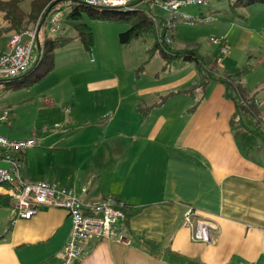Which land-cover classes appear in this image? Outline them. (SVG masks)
<instances>
[{
  "label": "crops",
  "instance_id": "1",
  "mask_svg": "<svg viewBox=\"0 0 264 264\" xmlns=\"http://www.w3.org/2000/svg\"><path fill=\"white\" fill-rule=\"evenodd\" d=\"M256 12V23L249 15L223 22L229 53L221 64L220 52L208 63L219 74L241 70L255 53L252 44L264 48V5ZM243 81L254 94L264 75L253 86L245 74ZM162 91L140 98L147 104L140 107L91 83L79 101L56 102H66L64 127L47 130L23 154L24 180L55 182L88 203L113 195L128 206V227L123 221L108 238L88 240L75 264H264V160L240 141L253 130L237 123L235 103L219 81L160 102ZM190 206L195 223L217 227L212 241L193 238L185 221ZM12 207L0 206V264H60L72 229L67 211L41 207L30 219L14 220Z\"/></svg>",
  "mask_w": 264,
  "mask_h": 264
},
{
  "label": "rangeland",
  "instance_id": "2",
  "mask_svg": "<svg viewBox=\"0 0 264 264\" xmlns=\"http://www.w3.org/2000/svg\"><path fill=\"white\" fill-rule=\"evenodd\" d=\"M147 1L151 2L150 7L147 3H144L143 7L151 8L157 23L166 22L169 19L171 13L160 4L164 0ZM232 1L212 0L210 8L199 5L183 7L181 11L195 17L203 14L209 20L196 22L193 25L179 23L171 28L169 32L173 46L176 48L197 47L206 58V62L211 63L221 49V45L214 44L212 38L225 35L222 25L227 20L226 18H236L242 21L240 16L249 15L247 20L252 23L260 19L257 17L260 15L256 12V7L264 4L239 5L236 10H233L230 6ZM32 2L33 0L22 1L21 6L25 12H30ZM45 10L29 29L35 27L42 14L48 11ZM84 18L93 30L92 48L89 50L79 38H74L55 50L54 68L40 81L30 86H10L2 91L0 104L8 111V120L0 122V133H8L6 136L11 139L23 133L39 138L47 130L63 129L66 102L62 105H55V103L66 97L79 101L82 96L86 95V89L91 83L102 86L105 89L104 95L108 98H115V100L134 98L140 107H146L147 104L139 99L155 95L153 92L156 90L162 89V94L171 91L169 89L173 86H179V89L184 90L183 88L193 87V82L200 83L203 80L193 62L178 61L170 68L164 69L163 56L159 52L153 55L147 52L156 40L154 34L142 35L129 44H123L120 42L119 34L129 28L128 22L92 18L88 12H84ZM10 26V23L0 14V52L5 49L10 39L9 36L16 33L9 29ZM62 27L63 23L59 30H62ZM42 31L40 38L47 34L43 27ZM61 33L77 36L76 29L71 25H66ZM252 47L255 51L254 55L247 56V61L240 67L244 69L243 75L249 76L250 86L256 84L258 78L264 75V48L259 42L252 44ZM37 54L38 49L35 48L32 62L36 60ZM219 70L222 73L229 72V70L223 71L220 68ZM263 88L264 84L262 89L256 90V96L261 99V106L264 107ZM237 123L253 130L254 135L240 134L244 149L248 150L251 147L252 154L256 155L259 160H264V115L256 117L251 112L243 111ZM74 126L69 125V129ZM247 142L248 147L245 145ZM0 193L5 195L3 190H0Z\"/></svg>",
  "mask_w": 264,
  "mask_h": 264
},
{
  "label": "built area",
  "instance_id": "3",
  "mask_svg": "<svg viewBox=\"0 0 264 264\" xmlns=\"http://www.w3.org/2000/svg\"><path fill=\"white\" fill-rule=\"evenodd\" d=\"M136 0H62L41 16L33 29L12 35L0 55V93L7 89L8 82L23 75L30 67L35 46L39 43L42 27L56 34L63 23L64 15L75 2L104 8H129ZM212 0H164L160 4L171 14L165 22L166 40L171 41L170 29L179 23L195 24L207 21L205 16H192L181 11L183 7L199 5L209 7ZM61 4V5H60ZM44 34V33H43ZM212 42L221 45V64L223 56L229 53L226 35L212 38ZM8 120V111L0 105V122ZM40 144L35 137L15 140L0 134V190L13 201V216L16 219H30L41 207L61 208L67 211L72 224L71 234L60 254V264H75L84 251V244L91 238L104 239L110 236L112 227L127 219L126 204L113 195H106L97 202L88 203L76 195L73 190L61 187L55 182L42 180L28 183L22 176L23 154ZM87 187L82 191L87 192ZM194 209L189 207L185 221L194 228L193 238L210 242L213 240V223L201 220L193 221Z\"/></svg>",
  "mask_w": 264,
  "mask_h": 264
},
{
  "label": "trees",
  "instance_id": "4",
  "mask_svg": "<svg viewBox=\"0 0 264 264\" xmlns=\"http://www.w3.org/2000/svg\"><path fill=\"white\" fill-rule=\"evenodd\" d=\"M23 0H0V14L10 23V30L16 33L31 28L42 11H47L52 6L60 3L62 0H33L30 12H25L21 6ZM150 3L147 0H136L129 8H104L99 9L82 2L71 4L69 10L65 13L63 19L62 30L66 25L73 26L77 31V36H68L61 33V29L52 34L47 32L45 36L40 38L39 43L35 46L38 49L37 58L31 61L29 69L21 76L16 77L8 82L7 88L10 86L22 87L30 86L44 78L52 71L55 65V50L70 42L74 38H79L85 46L90 50L94 43V35L92 27L86 22L84 12H88L92 18H101L107 20H125L129 24V28L119 34L120 42L129 44L134 39L142 35L152 33L156 36L154 45L147 51L150 55L159 52L164 60V69L170 68L178 61L193 62L202 75L203 80L200 83L194 82L193 87L184 90H171L162 95V101L178 94L194 95L198 88H204L210 81L216 80L225 86V96L235 103L236 115L239 116L243 111H248L256 117H261L262 109L257 101L256 93L251 94L248 87L243 81L244 69L231 74H219L214 68L210 67L205 57L200 53L197 47L194 48H176L171 41H167L165 22L157 23L151 8L143 7V4ZM257 3L264 4V0H233L230 6L233 10L239 5L249 6ZM209 7L205 8H210ZM124 9V10H123ZM44 12L42 16L45 15ZM201 16H204L201 14ZM172 37V36H171ZM228 42V41H227ZM34 48V49H35ZM158 102V103H160ZM126 204V203H125ZM0 206H13V201L8 195L0 193ZM125 212L129 216L128 206ZM128 220V219H127ZM124 221L125 227H128V221ZM144 245V243H142ZM156 251V247H151Z\"/></svg>",
  "mask_w": 264,
  "mask_h": 264
}]
</instances>
